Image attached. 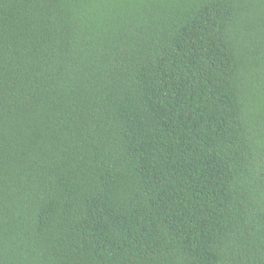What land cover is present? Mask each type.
Masks as SVG:
<instances>
[{"label": "trees", "instance_id": "16d2710c", "mask_svg": "<svg viewBox=\"0 0 264 264\" xmlns=\"http://www.w3.org/2000/svg\"><path fill=\"white\" fill-rule=\"evenodd\" d=\"M0 264H264V0H0Z\"/></svg>", "mask_w": 264, "mask_h": 264}]
</instances>
